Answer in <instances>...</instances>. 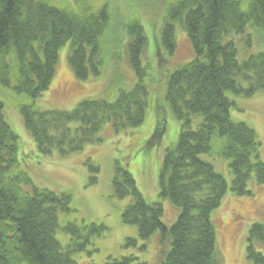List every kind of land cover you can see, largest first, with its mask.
<instances>
[{
  "label": "trees",
  "instance_id": "1",
  "mask_svg": "<svg viewBox=\"0 0 264 264\" xmlns=\"http://www.w3.org/2000/svg\"><path fill=\"white\" fill-rule=\"evenodd\" d=\"M156 8L162 24L154 27L145 18L148 30L144 12L130 11L120 21L112 0H0V264H79L75 256L98 252L94 238L108 232L103 222L62 223V214L75 210L72 194L34 185L20 164L22 135L9 121L5 101L17 107L42 157H64L102 142L107 124L120 132L148 120L154 122L148 145L159 147L173 118L178 140L161 156L158 199L144 196L128 160H115L113 193L128 199L121 218L138 233L124 247L140 254L108 257L103 264H148L141 253L151 239L158 241V264L222 263L216 212L229 191L252 195V178L264 185L262 143L254 128L232 117L234 109H243L229 97L264 90V0H165L146 12ZM178 27L193 56L176 67L170 62ZM66 46L76 78L98 79L111 70L118 81L71 111L40 109L37 102L50 89ZM122 59L133 73L132 87L119 70ZM216 159L228 161L231 184L217 171ZM166 200L178 211L171 223L164 221ZM62 233L69 241L61 242ZM246 252L253 264H264V223L249 229Z\"/></svg>",
  "mask_w": 264,
  "mask_h": 264
},
{
  "label": "rangeland",
  "instance_id": "2",
  "mask_svg": "<svg viewBox=\"0 0 264 264\" xmlns=\"http://www.w3.org/2000/svg\"><path fill=\"white\" fill-rule=\"evenodd\" d=\"M68 1L72 0H64L67 4ZM112 1L120 21H125L126 17H130V11L135 13L141 11L144 12L142 21L144 24L146 23L148 30L149 21L154 22L152 24L154 27L156 25L160 27L162 24L159 23L158 19L160 8L151 12H146V8L163 7L165 0H160V2L159 0H145L143 3L145 7L140 5V0ZM145 18L148 22H145ZM153 35L156 37L157 33L151 32V36ZM150 41L155 43L152 39ZM176 41L177 48L170 64L177 67L190 60L193 52L186 33L179 27L176 31ZM67 50L68 46L62 48L59 53V61L50 89L37 102V107L40 109L71 111L81 100L87 97L100 96L109 84L118 81V76L113 75L111 70L98 79L80 80L76 78L66 59ZM150 52L151 49L148 47L147 54ZM122 60L119 70L124 73L126 87H132L133 73L125 63L126 59ZM153 61L157 63L159 58L154 56ZM229 97L235 99L243 109V111L234 109L232 117L244 121L256 130L262 143L261 158L264 161V90L249 98L233 94H229ZM5 102L10 117L9 121L17 129L15 131L18 135H20L19 133L22 135H20L21 143L24 148L23 156L19 154L20 164L28 172L34 185L39 188L72 194V207L75 210L65 215L62 214V223L63 221L67 223L72 222V220L85 219L90 222H103L108 227L105 236L94 238V245L99 251L93 254L84 252L76 255L75 258L78 263L103 264L108 257L119 258L130 253L140 254L137 247H124L125 239L127 237L136 238L138 233L135 226L123 223L121 218L123 207L128 199L119 200L113 193L111 182L115 173V160L117 158L128 160V169L134 175L144 196L150 199H158L159 183L156 175L161 168V156L164 150L174 146L178 140L179 124L177 121L175 122L172 118L170 123L167 120L172 131L162 141L164 144H160L159 147L148 145L152 142L151 133L152 130L154 131V122L148 123V120L139 128L120 132H116L111 124H107L102 130V142L89 144L82 151L68 156L62 157L55 152L50 156L42 157L37 152L31 136L24 128L17 107L14 103H12L13 107L11 103L8 105L7 101ZM214 162L217 171L223 174L231 184L233 174L228 161L216 159ZM88 163L92 164L88 165ZM89 166H97L98 171L94 173ZM93 176L97 177L96 181L90 183V178ZM248 188L252 191V195L236 196L229 191L221 208L214 216L222 253L221 264H253L246 254L247 237L249 229L254 223H264V185L257 184L255 178H252ZM164 211L166 223L175 220L178 211L168 200L164 202ZM58 237L61 242L65 243L66 238L69 241V236L65 233ZM152 240L147 253H141V257L148 264H158V241L154 239L152 242Z\"/></svg>",
  "mask_w": 264,
  "mask_h": 264
}]
</instances>
